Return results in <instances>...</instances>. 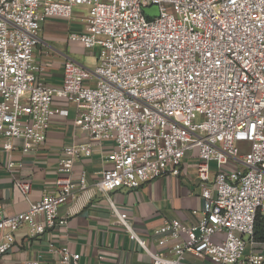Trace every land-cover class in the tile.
I'll return each mask as SVG.
<instances>
[{
    "label": "built area",
    "instance_id": "built-area-1",
    "mask_svg": "<svg viewBox=\"0 0 264 264\" xmlns=\"http://www.w3.org/2000/svg\"><path fill=\"white\" fill-rule=\"evenodd\" d=\"M151 6L158 16L145 14ZM78 7L86 9L85 31L69 38L97 50L95 67L69 59L63 83L48 84L35 60L42 22L71 18ZM55 98L76 105L89 141L63 148L55 192L23 212L0 210V256L23 225L32 236L66 225L61 206L76 192L99 191L152 264H182L187 255L264 264V253L246 250L264 248L254 236L256 218L264 216V0H0L2 150L12 153L19 140L25 151L43 144L60 112ZM105 142L113 145L97 180L90 184L85 172L75 180L76 162ZM187 156L198 159L201 216L193 224L167 220L150 238L140 235L110 193L180 175ZM16 186L29 194L28 183ZM50 251L59 264H80L67 247Z\"/></svg>",
    "mask_w": 264,
    "mask_h": 264
},
{
    "label": "crops",
    "instance_id": "crops-1",
    "mask_svg": "<svg viewBox=\"0 0 264 264\" xmlns=\"http://www.w3.org/2000/svg\"><path fill=\"white\" fill-rule=\"evenodd\" d=\"M85 13V8L78 7L71 18L43 20L35 60L42 67L38 75L44 82L60 86L64 64L69 59L90 69L95 67V49L85 48L81 42L69 38L71 33L85 31ZM54 104L60 112L53 118L45 142L34 150H23L19 140L12 153L3 151L4 138L0 134V210L4 214L26 211L44 194L55 192L63 148L89 141L88 134L78 125L76 105L62 98H55ZM112 145L105 142L94 149L91 157L79 159L74 166V179L85 172L90 184L96 181ZM10 161L13 168L7 167ZM197 161V157L187 156L182 164L184 173L154 178L136 189L119 188L110 196L120 211L134 221L138 233L147 238L167 220L196 223L203 205ZM16 180L30 185L27 196L16 186ZM59 218H66L67 224L57 225L41 235H30L27 225L20 227L14 247L0 256V264H33L36 260L39 264H59V257L50 251L52 247H67L79 253L80 264H152L149 255L119 224L107 196L99 191L91 197L76 192L74 198L61 206ZM150 248L156 249L151 241ZM246 250L264 253L263 247L253 249L250 244ZM182 264L212 263L187 255Z\"/></svg>",
    "mask_w": 264,
    "mask_h": 264
},
{
    "label": "trees",
    "instance_id": "trees-1",
    "mask_svg": "<svg viewBox=\"0 0 264 264\" xmlns=\"http://www.w3.org/2000/svg\"><path fill=\"white\" fill-rule=\"evenodd\" d=\"M254 236L257 240L264 241V216L261 214L256 218Z\"/></svg>",
    "mask_w": 264,
    "mask_h": 264
},
{
    "label": "water",
    "instance_id": "water-1",
    "mask_svg": "<svg viewBox=\"0 0 264 264\" xmlns=\"http://www.w3.org/2000/svg\"><path fill=\"white\" fill-rule=\"evenodd\" d=\"M144 12L146 15L150 17H156L159 14L157 6H151V7L145 8Z\"/></svg>",
    "mask_w": 264,
    "mask_h": 264
},
{
    "label": "rangeland",
    "instance_id": "rangeland-1",
    "mask_svg": "<svg viewBox=\"0 0 264 264\" xmlns=\"http://www.w3.org/2000/svg\"><path fill=\"white\" fill-rule=\"evenodd\" d=\"M94 51H97L96 49Z\"/></svg>",
    "mask_w": 264,
    "mask_h": 264
}]
</instances>
